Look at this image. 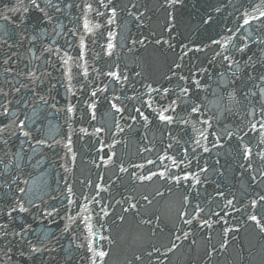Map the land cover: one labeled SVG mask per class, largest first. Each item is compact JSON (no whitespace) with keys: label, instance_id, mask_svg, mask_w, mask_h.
I'll list each match as a JSON object with an SVG mask.
<instances>
[{"label":"snow or ice","instance_id":"snow-or-ice-1","mask_svg":"<svg viewBox=\"0 0 264 264\" xmlns=\"http://www.w3.org/2000/svg\"><path fill=\"white\" fill-rule=\"evenodd\" d=\"M168 2L174 5L181 0ZM71 10H75L74 15ZM33 12L39 13L36 25L30 23ZM93 14L94 18L90 19ZM117 15L115 0H10L0 7V204L3 205L0 208V264H18L17 256L23 264H37V260L39 264H45L44 254L54 251V247H50L52 239L48 233L41 236L32 224L38 220L41 223L43 220H55L61 215L60 207L47 202L58 200V196L51 194L53 190L46 181L34 190L29 185L32 172L26 170L43 166L44 157L35 159L39 153L33 145L52 150L63 144L66 151L61 159L76 160L71 132L60 139L53 134L50 117L64 112L67 118H72L78 112L73 103L58 106L52 96L57 85L66 93L74 96L79 93L83 97L80 105L87 110L90 123L101 122L97 115L98 105L102 102L107 104L104 116H111L110 126L96 127L92 124L91 132L84 127L78 130L96 138L98 154L104 153L99 156L103 166H115L119 173L129 172L122 155H118L115 149L118 144L127 143L117 137L126 131H137V124L144 130L141 141L147 138L154 121L163 129L162 135H167L172 141L163 149V155L157 154L156 160L129 164V167L140 170L147 165L153 166L141 174L133 171L130 175L136 181H163L171 185L167 188L169 193L173 188L182 190L170 229L169 245H151L150 251L135 255L137 264L143 261L144 256L154 260L155 264H165L168 253L197 232L204 233L202 239L209 244L208 256L218 251L217 246L211 243L214 234L220 236L219 250L227 249L239 239L237 234L249 222L258 230V235L264 236V0L252 4L251 11L245 9L241 12L236 18L235 29L227 28L226 35L211 41V45L219 50L213 51L212 59L207 61L208 66L197 67L196 73L189 69L188 74H184L186 65L190 63L186 59L189 53L203 52L211 46L189 47L185 44L169 65L168 72L160 78L146 74L139 64L137 67L141 71L132 69L130 77L128 64L121 67L118 56L111 63H102L105 57L111 60L116 56L118 33L111 30V26H117ZM61 17L72 26L63 24ZM170 19L174 17L170 15ZM210 21L211 17H208L205 23ZM253 23L256 25L254 31ZM45 24L51 27V33ZM173 27H167L166 31L170 33ZM58 28L64 32L62 44L54 38L47 43L39 40L43 34L59 36ZM241 30L247 35H238ZM97 37L105 43L98 45ZM125 39L131 45L129 52H133L137 45L146 46L151 42L148 37L133 39L128 36ZM154 42L156 45L167 44L169 49L174 47L162 37ZM89 44L98 45L103 56L95 53ZM22 50L27 55H22ZM73 51L75 56L71 55ZM88 53H91V62L86 59ZM97 64L101 66L97 67ZM57 65L61 75L53 84L54 77L48 69L56 70ZM132 77L137 78L135 82ZM136 83L142 91L137 89ZM80 118L83 119V114ZM121 121H124L123 125ZM101 134L109 135L111 142L104 143L99 138ZM148 143L151 145L152 142ZM25 145L30 152L26 151ZM174 147L178 154H169ZM221 149L236 160L240 177H247L248 183L239 197L236 191L226 190L215 179L224 176V166L210 165L205 158V154L213 156L217 153L213 158L215 165H220L218 153ZM153 150L154 146H140L142 152ZM165 160L170 165L163 164ZM157 161L161 162L160 165ZM116 179L119 180L120 176L117 175ZM62 180L65 191L59 195L66 201L62 207L67 223L61 235L68 234L73 241H79L76 248L84 250L86 255L82 259L87 264H106L111 252L106 245L114 244L115 240L103 234L105 225L102 217H108L110 213L108 205L100 207L99 213L94 206L102 203L99 199L101 191L107 192L109 186L93 185L91 180L81 181L83 187L91 189V192L82 190L80 197L76 198L72 184L67 179ZM209 187L211 191H208ZM155 194L164 196L158 189ZM142 199L151 204L147 195ZM133 201L135 197L129 196L115 200V204L123 206L127 203L128 207L123 208V212L137 214L139 201ZM241 214L243 225L240 223ZM153 216L158 223L154 224L153 219L142 223L152 226L154 235L161 218L155 213ZM117 219L123 222L126 215H119ZM54 238L58 242L59 237ZM191 243L196 244V240L192 239Z\"/></svg>","mask_w":264,"mask_h":264},{"label":"water","instance_id":"water-1","mask_svg":"<svg viewBox=\"0 0 264 264\" xmlns=\"http://www.w3.org/2000/svg\"><path fill=\"white\" fill-rule=\"evenodd\" d=\"M107 2V0H105ZM4 3H10V0H0V7ZM115 4L118 7V15L116 17L117 26H111V30L118 33L115 43H117V48L115 50L116 56L111 58H104L103 62L111 63L116 57H119V63L121 67L124 64H128L129 75L132 76V69L136 71H141V68L137 67V64L141 65L143 71L146 74H151L153 78H160L166 73L167 64V44L156 45L155 39L162 37L167 40L168 32L166 28L168 27V0H115ZM135 5V7H133ZM97 5L94 4V7ZM101 11H106L100 8ZM69 11V10H66ZM72 14H75V10H71ZM134 14V15H133ZM94 18L90 16V19ZM62 23L71 27L68 24V20L61 17ZM31 24L36 25L39 23V13L33 12L30 21ZM103 23V20H101ZM44 27L48 28V32L51 33V27L47 24ZM59 36L43 34L39 36V40L45 43L49 42L50 39H56L61 44L63 43L64 32L59 28ZM36 34V33H33ZM27 35V34H26ZM131 36L133 39H142L148 37L150 43H146V46L137 45L133 52H129L128 48L131 47L127 44L126 37ZM98 39V45L104 44L105 40ZM87 40V38H86ZM11 43V41H9ZM89 47L95 53H99L103 56L101 48L99 46ZM25 49L27 48V41L24 42ZM39 48V41L37 42V49ZM6 51V49H5ZM22 55H27L26 52L22 50ZM39 55V51L36 53ZM71 55L75 56L76 52H71ZM86 59L91 62V53L86 55ZM37 63H40L37 61ZM100 67L101 64H97ZM91 71V69H89ZM48 71L52 72L54 79L52 83H56V79H59L61 71L59 70V65L57 69L53 70L49 68ZM134 82L137 78L132 77ZM103 79V78H101ZM106 82V81H105ZM137 89H140L139 83H136ZM75 91V89H73ZM131 94V93H129ZM52 96L55 98L58 106H63L66 103L76 104L78 112L75 117L67 118L64 112H60L53 117L52 120L53 134H55L56 139H60L65 133L71 132L72 134V149L76 153V160L74 162H69L67 159H61L64 157L66 149L63 144L54 147V149L49 150L42 146L33 145L38 149V155L35 159H40L41 156L44 157L43 166L31 170L32 176L29 179V185L37 190L46 181L50 188L53 190L51 194L53 196H58V200L47 201L49 204H55L57 207L61 208V215L56 217L55 220H43L41 223L39 220L32 224V227L37 230V232L43 236L44 233H48L49 237L52 239L50 247H54V251L50 253H45L43 260L45 264H87L85 259H82L86 255L83 249H77L76 243L79 241H73L72 237L68 234L61 235V230L67 220L63 216L62 205L66 203L64 197L59 195V193L65 191L64 183L62 178L67 179L69 183L72 184L74 191L76 192V198L80 197L81 191L91 192V189L84 188L81 181L91 180L93 185L100 184L101 186H109L107 192L101 191L99 199L102 203L100 205H95L96 213H99L100 207L108 205V211L110 215L108 216V221L111 226H107L105 220L106 217H102V223H104L105 228L103 230L104 235H110L115 243L108 245L111 249L110 257L106 259V264H137L134 257L135 255H143L146 251L151 250V245H153V239L150 235V228L143 226L142 221L153 219L155 224V218L157 209V198L156 190L159 187V181L153 182H139L130 175L133 171L137 174L146 172L148 168H153L152 165H147L145 169H133L129 167V164H143L146 159L156 160L157 154L161 155L162 149V131L163 129L156 125L154 121V126L148 130L147 138L144 141L140 140V137L144 134V130L140 128L139 124L135 127L138 129L132 133L127 131L121 134L118 139L127 141L126 145L118 144L116 146V151L118 155H122L124 166L129 168L128 173H119L115 166H103V161L99 159L103 152L98 154L99 145L96 142V138L90 137L84 133H80L78 130L81 127L87 128L89 132L92 131V124L96 127H101L104 124L111 125V116L105 117L104 113L107 112V104L102 102L98 105L97 115L101 118L100 123L89 122V116L86 114V109H82L80 101L83 97L77 93L75 96L71 93H66L64 88L57 85L52 91ZM83 114V119L80 116ZM124 121H121L123 125ZM75 130V131H73ZM104 143H110L109 135L101 134L99 137ZM151 141V145L148 143ZM145 147L154 146V150L151 152L140 151V146ZM19 147V145H17ZM26 151L30 152L27 145L24 146ZM107 151V149H105ZM35 159L33 162H35ZM95 161V163H93ZM160 161H157V165H160ZM101 165V167H97ZM68 168L70 171H65ZM156 170V169H153ZM43 173V175H42ZM120 176L117 180L116 176ZM103 177V179H100ZM25 177H21L24 179ZM35 182V183H33ZM59 185L58 191L57 186ZM23 186V185H22ZM94 194V193H92ZM147 195L151 204L142 199L143 196ZM129 196H134L135 201H139L137 214L129 212L127 214L123 212V206L115 204V200H120ZM47 200V197H44ZM39 203V201H37ZM93 205H90L92 207ZM3 205L0 204V208ZM118 215H126V219L123 222H114ZM31 223V220H29ZM114 222V223H113ZM148 225V224H147ZM150 226V225H149ZM108 229H111L109 232ZM58 236V242L54 237ZM101 243H104L101 241ZM18 264H23L19 257H16ZM39 264V260H37ZM140 264H151V261L147 256Z\"/></svg>","mask_w":264,"mask_h":264}]
</instances>
